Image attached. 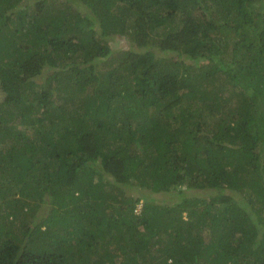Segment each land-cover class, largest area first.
<instances>
[{
  "label": "trees",
  "instance_id": "16d2710c",
  "mask_svg": "<svg viewBox=\"0 0 264 264\" xmlns=\"http://www.w3.org/2000/svg\"><path fill=\"white\" fill-rule=\"evenodd\" d=\"M0 92V264H264V0H0Z\"/></svg>",
  "mask_w": 264,
  "mask_h": 264
},
{
  "label": "rangeland",
  "instance_id": "374dc122",
  "mask_svg": "<svg viewBox=\"0 0 264 264\" xmlns=\"http://www.w3.org/2000/svg\"><path fill=\"white\" fill-rule=\"evenodd\" d=\"M80 9H81V11H84L85 7L83 6ZM105 38L108 40L109 45H110L112 52L114 54H117L118 52H122L124 50H135V47L131 46L130 41L124 36L110 35V36H107ZM1 101H2V94L0 92V102ZM131 191H133V189ZM195 192H197V193L199 192V195L203 196V197H208V195L211 194L210 189L205 190V191L195 190ZM150 195L156 197L160 201H162V200L174 201L176 199L179 200V198H180V195L176 191H173L171 193H155V194H150Z\"/></svg>",
  "mask_w": 264,
  "mask_h": 264
}]
</instances>
